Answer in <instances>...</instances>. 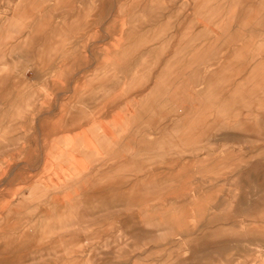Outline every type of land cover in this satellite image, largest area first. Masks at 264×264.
I'll return each mask as SVG.
<instances>
[{"label":"rangeland","instance_id":"obj_1","mask_svg":"<svg viewBox=\"0 0 264 264\" xmlns=\"http://www.w3.org/2000/svg\"><path fill=\"white\" fill-rule=\"evenodd\" d=\"M0 264H264V0H0Z\"/></svg>","mask_w":264,"mask_h":264}]
</instances>
